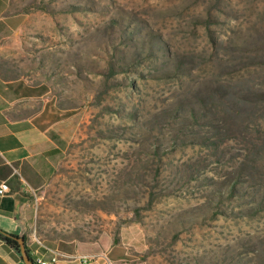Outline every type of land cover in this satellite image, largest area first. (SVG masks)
Instances as JSON below:
<instances>
[{"label": "rangeland", "instance_id": "obj_1", "mask_svg": "<svg viewBox=\"0 0 264 264\" xmlns=\"http://www.w3.org/2000/svg\"><path fill=\"white\" fill-rule=\"evenodd\" d=\"M12 13L7 64L68 109L31 241L124 264H264V0H11Z\"/></svg>", "mask_w": 264, "mask_h": 264}, {"label": "crops", "instance_id": "obj_2", "mask_svg": "<svg viewBox=\"0 0 264 264\" xmlns=\"http://www.w3.org/2000/svg\"><path fill=\"white\" fill-rule=\"evenodd\" d=\"M10 2L0 0V183L11 188L6 197L0 196V229L26 237L31 250V195L46 188L59 171L67 138L61 116L68 109L62 110L43 75L31 78L7 64L24 21L21 13L7 14ZM103 254L114 264H124L111 252ZM69 255L73 259L65 264H86L84 255ZM0 264L25 263L20 252L0 239ZM90 264L106 260L99 257Z\"/></svg>", "mask_w": 264, "mask_h": 264}, {"label": "built area", "instance_id": "obj_3", "mask_svg": "<svg viewBox=\"0 0 264 264\" xmlns=\"http://www.w3.org/2000/svg\"><path fill=\"white\" fill-rule=\"evenodd\" d=\"M10 193L9 184L7 182L0 183V196L6 197ZM33 245L35 248L30 250V254L35 264H65L73 259L68 253L48 247L38 239L33 241ZM99 257L105 258L106 264H114L104 254L84 256L83 260L86 264H90Z\"/></svg>", "mask_w": 264, "mask_h": 264}, {"label": "trees", "instance_id": "obj_4", "mask_svg": "<svg viewBox=\"0 0 264 264\" xmlns=\"http://www.w3.org/2000/svg\"><path fill=\"white\" fill-rule=\"evenodd\" d=\"M0 239L3 240L10 247H12L15 250H17L18 252H20V244H19L18 240L22 239L24 241V244H25L26 250L28 252V255L30 256V258L33 261V258H32L31 254H30V250H29V248L27 246V238L26 237H19V236L13 235L11 233H8V232L3 231L2 229H0Z\"/></svg>", "mask_w": 264, "mask_h": 264}, {"label": "water", "instance_id": "obj_5", "mask_svg": "<svg viewBox=\"0 0 264 264\" xmlns=\"http://www.w3.org/2000/svg\"><path fill=\"white\" fill-rule=\"evenodd\" d=\"M19 244H20V253L22 255L23 261L25 264H34V262L32 261V259L30 258V256L28 255V252L26 250L24 241L22 239L18 240Z\"/></svg>", "mask_w": 264, "mask_h": 264}]
</instances>
